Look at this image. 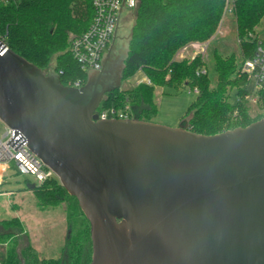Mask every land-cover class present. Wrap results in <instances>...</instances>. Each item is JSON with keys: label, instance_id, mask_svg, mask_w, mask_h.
I'll use <instances>...</instances> for the list:
<instances>
[{"label": "water", "instance_id": "water-1", "mask_svg": "<svg viewBox=\"0 0 264 264\" xmlns=\"http://www.w3.org/2000/svg\"><path fill=\"white\" fill-rule=\"evenodd\" d=\"M139 6L120 43L122 5L102 67L81 87L0 38V120L77 199L90 225L89 264H264V117L214 134L187 120L97 117L122 83Z\"/></svg>", "mask_w": 264, "mask_h": 264}, {"label": "trees", "instance_id": "trees-1", "mask_svg": "<svg viewBox=\"0 0 264 264\" xmlns=\"http://www.w3.org/2000/svg\"><path fill=\"white\" fill-rule=\"evenodd\" d=\"M227 1L138 0L121 74L124 81L140 70L146 80L107 92L96 112L129 105L133 115L151 121L158 110L155 87L177 90L184 86L199 90L186 111L193 132L214 134L264 117V90L257 102H251L241 70L243 61L254 54L258 40L264 46V38L255 33L264 16V0H231L237 51L216 36ZM130 14L134 17L133 10ZM92 15L91 0H19L0 5V38L43 72H54L63 85L71 86L76 80L84 85L88 71L72 58L69 46L72 36L86 29ZM193 45L205 47L193 56L179 55ZM232 92L234 102L230 100ZM25 185L42 207L65 204L68 235L60 256L46 257L31 244L18 216L0 218V264H89L90 225L77 199L56 177L39 184L25 179Z\"/></svg>", "mask_w": 264, "mask_h": 264}, {"label": "rangeland", "instance_id": "rangeland-1", "mask_svg": "<svg viewBox=\"0 0 264 264\" xmlns=\"http://www.w3.org/2000/svg\"><path fill=\"white\" fill-rule=\"evenodd\" d=\"M232 15L233 12L224 14L216 30V36L219 37L222 43L237 51L238 39ZM121 19L127 25L131 24L133 17L127 8ZM255 31L259 38H264V16ZM201 50L202 47H199V45H193L190 48L183 49L179 55L182 57L193 56ZM145 80L142 71L139 70L133 76L122 81L120 87L130 88ZM188 89L184 86H180L177 90L156 86L154 99L158 110L151 121L171 127L186 121L190 115H186L187 108L196 96L194 91ZM230 100L235 101V92H232ZM133 116L132 112L129 118ZM2 127L3 122L0 120V133ZM25 179H31V177L16 174L12 168L8 169L3 175L0 181V218L18 216L22 221L29 241L37 252L46 257H58L68 235L65 204L42 207L38 204L33 191L25 185Z\"/></svg>", "mask_w": 264, "mask_h": 264}, {"label": "built area", "instance_id": "built-area-1", "mask_svg": "<svg viewBox=\"0 0 264 264\" xmlns=\"http://www.w3.org/2000/svg\"><path fill=\"white\" fill-rule=\"evenodd\" d=\"M17 1L19 0H0V5ZM137 3L138 0H91V21L82 33L72 36L69 46L72 58L83 70H99L102 67V58L113 37L120 8L124 5L131 12ZM229 12H233L231 0L227 1L225 7V13ZM204 47L202 46V50ZM241 70L247 79L250 101L255 103L259 100L261 90H264V46L261 40H258L254 54L243 61ZM71 86L81 87L82 83L76 80ZM188 90L196 94L199 92L197 87ZM132 112L131 107L126 105L123 109L112 107L96 113L99 119H108L129 118ZM11 168L19 175L31 177L30 180L38 184L51 177L57 178L54 171L28 147L23 135L3 123L0 133V181Z\"/></svg>", "mask_w": 264, "mask_h": 264}, {"label": "flooded vegetation", "instance_id": "flooded-vegetation-1", "mask_svg": "<svg viewBox=\"0 0 264 264\" xmlns=\"http://www.w3.org/2000/svg\"><path fill=\"white\" fill-rule=\"evenodd\" d=\"M128 27H129V25H127V23H124V25H123V27H121V30H122V38H121V40H120V43H121V41L123 40L124 41V37H126V35H127V32H128ZM113 38V37H112ZM111 41H112V39H111ZM111 41H110V43H111ZM122 41V42H123ZM110 45V44H109ZM97 110V109H96ZM96 112V111H95Z\"/></svg>", "mask_w": 264, "mask_h": 264}]
</instances>
